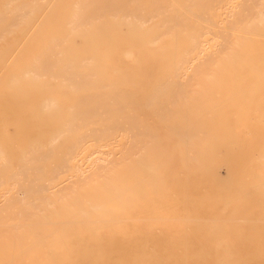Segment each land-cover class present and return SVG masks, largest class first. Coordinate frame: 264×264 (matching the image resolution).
<instances>
[{
	"label": "bare ground",
	"instance_id": "1",
	"mask_svg": "<svg viewBox=\"0 0 264 264\" xmlns=\"http://www.w3.org/2000/svg\"><path fill=\"white\" fill-rule=\"evenodd\" d=\"M0 264H264V0H0Z\"/></svg>",
	"mask_w": 264,
	"mask_h": 264
}]
</instances>
